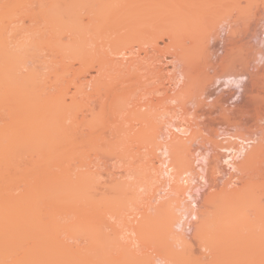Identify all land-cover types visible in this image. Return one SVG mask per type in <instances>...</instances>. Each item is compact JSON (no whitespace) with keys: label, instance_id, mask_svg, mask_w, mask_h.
Here are the masks:
<instances>
[{"label":"bare ground","instance_id":"1","mask_svg":"<svg viewBox=\"0 0 264 264\" xmlns=\"http://www.w3.org/2000/svg\"><path fill=\"white\" fill-rule=\"evenodd\" d=\"M88 34L107 38L95 77L75 75L72 89L53 66L42 72L43 50L85 64ZM162 40L173 63L164 89L147 49L161 54ZM137 66L160 96L136 97L138 76L108 86L105 71L128 80ZM127 105L134 158L148 168L135 176L158 186L126 236L109 218L150 182L54 157L63 141L83 144L97 108ZM252 207L264 220V0H0V264H189L195 253L224 264Z\"/></svg>","mask_w":264,"mask_h":264},{"label":"rangeland","instance_id":"2","mask_svg":"<svg viewBox=\"0 0 264 264\" xmlns=\"http://www.w3.org/2000/svg\"><path fill=\"white\" fill-rule=\"evenodd\" d=\"M111 32H112V30H107L108 34H110ZM106 41H107V38L105 35H104V37H98L97 35L91 36L90 34H88V39H87V43H86L87 48L86 49L88 51H91V52H90V55L88 56L87 60L84 62L85 64H81L80 61L76 60L75 57H73V56L69 57L70 55L64 59V62H61L59 60L61 58V55H59L58 57H55V55H54V57H53V55L47 56L46 54L48 53V51H45V50L39 52L38 56H40L41 62L38 61L37 63H42V65L44 67L48 66L46 69L42 70V72H44V73L49 71L50 66L51 67L53 66L60 73V76H61L60 84H62V86H64V87L70 85V88L73 89L74 88L73 78L75 75H79L80 77H82V79L83 78H87V79L90 78L91 79L92 76L95 77L97 75L98 72H97V64H96L95 59L98 58L102 54L103 45H104V43H106ZM159 43H160V49L163 50L161 54L158 52H155V51H154L155 53H153L152 48H150V47H148L147 49L150 50V53H149L150 56L155 55V56L159 57L160 60L162 59V61H159V60L156 61L157 69L155 68V71L159 70V68L160 69L162 68L161 70H162V73L164 74L163 78H165V79L163 81L165 82V85L162 87L160 86V87H161V89H164L165 87H168V85H169L167 83L168 82L167 78H169L170 73H167V72H170V70L173 68V63L171 61L172 56L170 54V51L168 52V49L166 48V42L162 40ZM135 47H136V45H135ZM141 54H142V57L145 56V53L143 51H141ZM142 57H139V58H142ZM119 59H120V57H119ZM44 60H46V61H44ZM70 64H72V65H70ZM92 64L95 65L94 68L91 67ZM144 65L148 67V65H146V63ZM137 67H135L132 70V73H131L132 75H130L131 77L129 76L130 79H128V80L127 79L122 80L121 77L120 78L117 77L115 75L114 71H111V70L105 71L107 74H109L106 77V80L108 82V86H110V87H118L120 85L124 86V85L128 84V82L130 83L134 80H137L136 78L138 76L141 78V80H140L141 84L139 83V85H142L143 87L137 90V92L135 93L137 95L136 97L140 96L141 94H145L147 92V89L148 90L152 89V90L150 92L148 91L144 95L145 98L160 96L158 93H156L154 91V87L157 85V83L159 85V82H158L159 80L157 78H155V79L151 78L152 75L150 76V74L148 72L149 71L148 69L150 66L148 67V69H146V67H145L146 70L143 69L144 67L143 68L141 66H139L138 68ZM86 69H88L90 71L88 73H86ZM152 69H153V67H152ZM140 78H138V79H140ZM149 78H151V79H149ZM71 79H72V81H71ZM131 96L132 97L134 96L133 98H135L134 94H132ZM128 108H131V105H127V108L124 109V111L122 113H113V112H109L108 110L102 111L99 108H97L93 114H89L88 119H86V121L81 125L82 132L81 131L78 132V136H80L79 140H83V144L78 146V147H72L69 144L67 145L66 141H63L58 146V148L55 152V157H54V161L60 162V164H62V165H66L68 163L80 165V164L84 163L88 166L93 167L94 170L97 167L96 171H100V172L106 171L107 170L106 168H108V167L110 169H112V167L115 170L117 169V171H119V173L122 172L123 175H124V173H126V171L132 170L133 172L130 171L129 173H127L128 174L127 178H126V176H124L125 179H129V180L131 179L130 181L136 180L135 181L136 183H138L141 179H142L141 182L142 181H145L146 183L150 182V183L146 184L147 186L145 185V183H143L144 187H142V189L143 188L144 189L143 190H141V188L139 189L140 192L138 194V199H136L137 201H135L136 203L130 202L127 204V206L123 210L124 213L121 212L122 215H120V216L122 217V219H121V217L109 218V222L112 221L111 224L116 222L119 226L116 223L114 225L115 226L117 225L116 226L117 229L119 228L120 229L119 231L122 230L121 233L123 235H126V236L130 232H127V234L126 233L124 234V230L129 231L128 230L129 225L130 226L133 225V223H132L133 220L131 221L133 213L143 210V207L150 200L148 197L149 194H150V196L154 195L152 193L156 194L157 188H155L154 190H153V188L158 186V184H156V183H153V184L151 183L153 178L147 177L148 178L147 179L144 177L145 179H143V177H142V178H140V180L138 178L140 176L138 174L143 173V172L146 174V169H148V168L141 165L143 163H141L139 161H135L134 154H136L135 151H136V145L138 144V141L134 139L133 131H131V127H132V125H135L137 123V121H135L134 119H131V116H129V113L127 112ZM118 117H119V119L116 120ZM68 122L70 123V121H67V123ZM150 157L154 158L152 156H150ZM28 158H29V156L27 155V153H24L22 155V157H20V160L22 163H25V161ZM117 166H119V167H117ZM226 168H227V166L225 167V171H226ZM121 169L123 171H121ZM124 170H126V171H124ZM138 171H140V172H138ZM148 173H149V171H148ZM231 173H234V172H231ZM103 174L104 173H102V175ZM122 174H120V175H122ZM129 174H132V175L130 176ZM135 175L136 176L138 175V177H136ZM103 176H105V175H103ZM103 176L100 175V179L104 180L107 178V177L103 178ZM133 176H134V178H133ZM226 176H229V174H227ZM149 178L151 180H149ZM226 178L228 179V177H226ZM146 180H148V181H146ZM149 184H152L153 186L154 185L155 186L154 187L152 186V188H150L151 186ZM202 184H203V182L201 184L200 183L194 184V189L196 188V190H198L197 187L202 185ZM148 185H149L150 189H147ZM205 185L201 186V188H203ZM198 188H200V187H198ZM194 189H192V190H194ZM203 189L200 192L206 193L207 191H209L208 185H206V187ZM147 190H149L148 193H146ZM143 191H145V192H143ZM196 193H197V191H196ZM130 213H132V214H130ZM246 214H247L246 218L247 219L249 218L247 220L248 223H244L242 225L243 227L238 230L239 233L237 235H239V236H236V239H235L234 238L235 235H234V237L232 239L234 241L231 240L230 243H228V245L229 244L230 245L226 247V248H228L226 250V253H225L226 256H224V258L225 257L226 258L223 260H225L224 262H226V260H228L226 262L227 264H264V235H263V237L261 236L262 235V228H263L261 225L264 226V220H262L260 217H259V219L255 220L253 207L248 208L246 210ZM133 216H135V215H133ZM245 224H247V225H245ZM244 226H246V227H244ZM247 226H248V228H247ZM124 228H126V229H124ZM194 228H196V227H194ZM243 228H245V229H243ZM108 229H107L108 231L112 230V228H110V227H108ZM241 229H243V231H241ZM246 230H248V231H246ZM195 231H196L195 229L192 230L190 235L193 234V236H194L196 233ZM260 231H261V234H260ZM263 231H264V229H263ZM242 232L244 234L240 235V234H242ZM263 234H264V232H263ZM126 236H124V237H126ZM127 238H126V240H129ZM123 239L125 240V238H123ZM72 242H73V240H72ZM134 245H136V246H135V248L134 247L133 248L136 249V247H137L136 250H138L137 252H139V253H142L143 251L148 250V247H146L143 243L140 244V242H137ZM141 247H142V249H141ZM262 247H263V249H262ZM240 250H241V252H240ZM228 252H229L230 256L227 255ZM114 254L118 255V253H116V252ZM199 254L200 253H195L194 256L192 255L189 264L190 263L191 264H206V263L209 264L208 262H210L209 261L210 258L209 259L206 257L203 258V257H201V254L200 255ZM261 256H262V258H261ZM192 258H194V259H192ZM201 258L203 260H201ZM205 259H207V260H205ZM226 263H224V264H226ZM222 264H223V262H222Z\"/></svg>","mask_w":264,"mask_h":264}]
</instances>
